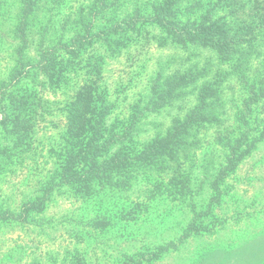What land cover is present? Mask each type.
Segmentation results:
<instances>
[{"label": "trees", "instance_id": "16d2710c", "mask_svg": "<svg viewBox=\"0 0 264 264\" xmlns=\"http://www.w3.org/2000/svg\"><path fill=\"white\" fill-rule=\"evenodd\" d=\"M133 1L84 4L69 20L68 31L73 33L68 38L48 30L38 39L39 0H16L9 10L10 23L15 17L8 32L17 46L13 65L0 74V174L36 162L33 135L38 126L51 124L57 110L64 114V140L56 157L43 149L48 177L40 188L43 193L19 208L1 209L0 225H38L35 214L46 210L55 189L74 188L87 196L100 184L129 185L138 173L158 174L161 194L192 202L194 171L186 161L201 136L212 131L214 142L226 151L228 166L218 169L215 189L229 173L222 171L264 142V126H251L244 115L236 122L228 109V98L235 93L245 96L248 110L264 102V0H157L144 5ZM142 32L149 43L172 52L159 62L142 104L136 105L140 116L126 127L110 121L115 104L93 72L102 73L104 56L95 54L100 56L81 64L92 49L101 48L114 58L121 55ZM169 109L168 118L147 121L156 130L139 140L147 131L143 120ZM191 202L193 209L197 204ZM197 231L192 222L185 235ZM250 245L231 256L222 249L206 251L191 264H253L256 255ZM86 260L83 256L69 264H87Z\"/></svg>", "mask_w": 264, "mask_h": 264}, {"label": "rangeland", "instance_id": "374dc122", "mask_svg": "<svg viewBox=\"0 0 264 264\" xmlns=\"http://www.w3.org/2000/svg\"><path fill=\"white\" fill-rule=\"evenodd\" d=\"M39 1L35 20L38 39L48 30L53 35L62 32L66 38L71 36L69 20L93 0ZM155 1L133 2L144 5ZM15 4L16 0H0V74L14 63L17 44L12 42L8 26L15 16L10 23L12 15L8 12ZM137 38L139 41H135ZM131 45L136 47L126 48L115 58L104 54L101 48L92 49L81 64L86 66L89 57L94 61L97 56H104L102 73L93 72L115 104L110 121L126 127L140 116L136 105L142 104L159 62L172 52L149 43L143 32L133 36ZM231 93L234 92L230 89ZM44 94L52 98L48 90ZM239 96L235 93L228 98L229 113H233L230 118L240 123L237 119L244 115L251 126H264V102L248 110L243 102L245 96ZM170 113L169 109L160 116L148 115L143 120L147 131H142L138 139L144 140L155 132L156 126L147 121H162ZM63 115L57 110L49 126L37 127L32 138L36 162L31 161L26 169L0 174V210L19 208L25 200L43 193L40 188L48 178L43 149L54 157L58 155L64 140ZM225 152L224 145L214 142L212 131L201 136L189 152L186 164L194 171L190 186L196 209H192L189 200L161 194L158 174L138 173L123 187L100 184L87 196L74 188L55 189L46 210L35 214L38 225H0V264H69L83 256L87 264H191L206 251L222 249L223 254L231 256L247 243L256 255L253 264H264V142L249 157L222 171L229 173L215 189L218 169L228 166L224 164ZM192 222L198 231L187 236Z\"/></svg>", "mask_w": 264, "mask_h": 264}]
</instances>
